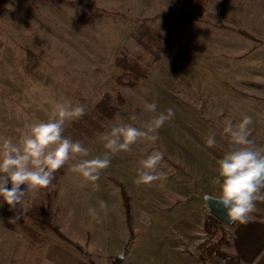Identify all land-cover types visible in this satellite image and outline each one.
Returning <instances> with one entry per match:
<instances>
[{"label":"rangeland","instance_id":"1","mask_svg":"<svg viewBox=\"0 0 264 264\" xmlns=\"http://www.w3.org/2000/svg\"><path fill=\"white\" fill-rule=\"evenodd\" d=\"M143 20L166 53L139 87L120 88L113 80L117 57L152 60L133 36ZM119 91L124 103L113 117L96 110L105 93L114 98ZM66 102L85 108L82 118L66 122L63 135L88 148V158L106 151L100 136L114 125L139 127L150 119L145 102L175 115L155 143L141 140L113 155L98 188L70 170L74 161L66 165L53 204L64 238L25 219L43 201L40 189L15 209L0 199V264H114L119 254L128 259L134 240L139 251L149 245L150 233L201 254L208 214L201 192L219 195L217 160L234 147L224 121L251 116L250 139L264 146V0H0V142L18 140ZM133 114L139 122L129 119ZM213 133L216 144L207 147ZM153 151L163 153L157 171L166 178L137 186L140 161ZM120 185L133 226L124 250L113 241L114 234H129ZM100 200L107 211L96 222L88 208Z\"/></svg>","mask_w":264,"mask_h":264},{"label":"clouds","instance_id":"2","mask_svg":"<svg viewBox=\"0 0 264 264\" xmlns=\"http://www.w3.org/2000/svg\"><path fill=\"white\" fill-rule=\"evenodd\" d=\"M144 111L152 114L150 119L140 122L139 127L125 122L114 125L100 136L106 151L88 158V148L63 135L66 122L82 118L85 108L79 104L73 106L71 102L57 103L47 121L28 125L18 140L5 138L0 142V199L10 210L23 205L29 191L47 188L54 173L70 161H74L70 169L73 173L98 188L100 173L110 167L113 155L130 151L141 140L155 143L159 139L158 130L175 115L171 108L159 112L155 102H145ZM129 119L139 122L135 114ZM253 123L248 115L235 124L224 121L223 134L234 147L217 160L218 175L213 180L219 185L217 199L225 209L226 218L241 224L250 222L257 201L264 202V146H257L250 139ZM205 143L207 147L215 146V134L209 135ZM162 160L160 151H153L142 159L134 183L149 185L166 178L165 173L157 171ZM97 204L98 207L88 208V214L94 221L102 222L100 211L106 213L107 204L103 200ZM17 219L18 216L12 218L10 223Z\"/></svg>","mask_w":264,"mask_h":264},{"label":"trees","instance_id":"3","mask_svg":"<svg viewBox=\"0 0 264 264\" xmlns=\"http://www.w3.org/2000/svg\"><path fill=\"white\" fill-rule=\"evenodd\" d=\"M143 20L139 23L134 31L133 36L137 42L142 46L145 52L151 56V62H145L139 56L122 54L116 58V66L118 68V74L113 76V80L118 87H139L142 82L148 79L153 63L162 59L166 53V47L159 37L151 32L150 27L146 25ZM124 103V98L120 91L117 92L116 97L110 93H105L101 100L96 105V110L107 118L113 117L121 104ZM98 129L100 126L97 127ZM67 165V164H66ZM66 165L54 173V179L47 188L40 189L43 201L40 204L34 203L31 208L25 213V219L28 223L36 227L43 233H55L61 238H64V234L59 231L57 225L54 224L53 218V204L55 203L56 196L60 187V177L64 174ZM123 195V203L126 212V223L129 231L132 233V212L130 205L129 195L125 192V189L120 185ZM234 226V225H233ZM223 224L220 220L211 214H206L204 218V228L207 233V238L199 245L201 251V264H207L206 252L214 247L230 246L231 244V232L230 228ZM30 230V228H28ZM37 230V231H38ZM36 230L33 232L38 234ZM221 233V236L219 235ZM31 235L32 230H31ZM40 239V236H38ZM121 259L116 258L114 264H121Z\"/></svg>","mask_w":264,"mask_h":264},{"label":"crops","instance_id":"4","mask_svg":"<svg viewBox=\"0 0 264 264\" xmlns=\"http://www.w3.org/2000/svg\"><path fill=\"white\" fill-rule=\"evenodd\" d=\"M128 232V236L123 235V237H116L114 234V245L121 246V250H124L126 244L128 242L130 244L132 240L133 232L131 233L129 229ZM230 232L231 244L226 248L241 264H264V202L257 201L256 211L252 214L250 222L241 224L236 221ZM148 238L152 241L147 242L149 245L140 251L136 245L137 240H134L126 261L119 254L121 264H201L202 262L200 253L188 252L184 246L178 245V242L175 244L169 236L165 238L161 236L159 239L150 233Z\"/></svg>","mask_w":264,"mask_h":264},{"label":"water","instance_id":"5","mask_svg":"<svg viewBox=\"0 0 264 264\" xmlns=\"http://www.w3.org/2000/svg\"><path fill=\"white\" fill-rule=\"evenodd\" d=\"M218 196L219 195H213L206 191L201 192V197L204 201L207 212L213 215L214 217H216L223 224L228 225V226H233L235 222H232L228 218H226L225 209L219 203L217 199Z\"/></svg>","mask_w":264,"mask_h":264},{"label":"built area","instance_id":"6","mask_svg":"<svg viewBox=\"0 0 264 264\" xmlns=\"http://www.w3.org/2000/svg\"><path fill=\"white\" fill-rule=\"evenodd\" d=\"M207 264H241L228 250L223 247L211 248L207 254Z\"/></svg>","mask_w":264,"mask_h":264}]
</instances>
